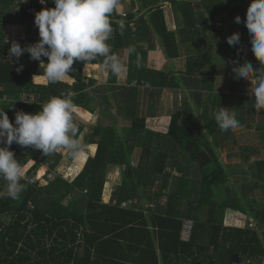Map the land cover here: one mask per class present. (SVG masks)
I'll use <instances>...</instances> for the list:
<instances>
[{"label": "trees", "instance_id": "trees-1", "mask_svg": "<svg viewBox=\"0 0 264 264\" xmlns=\"http://www.w3.org/2000/svg\"><path fill=\"white\" fill-rule=\"evenodd\" d=\"M246 1L125 2L126 15L118 11L113 13V33L108 43L112 52L119 56L122 50L135 47L137 52L130 54L127 62L128 81L149 82L147 92L153 97L167 87H190L198 81H194V76L199 71L210 75L203 85L199 81L195 83L198 87L195 94L201 105L204 93L199 89L203 86L212 90L211 78L215 74H228L229 69L233 70L234 61H239L240 65L250 62L249 54L242 50L245 45L242 38L236 46L217 42L218 46L228 48L227 52L234 53L231 63L226 64L224 57L218 54L215 65H211L215 54L210 52L216 44L214 40H219L214 37L215 31L221 28L216 21L234 9H241ZM161 2L164 3L161 5ZM168 5L173 6L176 21L181 24L179 40L188 51L185 72L161 69L150 58L151 51L157 48L155 36L160 39L161 47L165 46V57L179 54L176 32L168 28L166 20L164 7ZM201 6L204 10L198 9ZM45 7L54 8L53 0L46 5L40 0H27L26 3L0 0L2 55L8 56L11 44L15 42L7 39L8 25L34 27L32 10L39 12ZM121 22L124 24L122 35ZM34 38L28 39L27 43L38 42L39 32ZM145 41L149 44L147 48L138 47L139 42ZM137 54L141 57L140 68L136 65ZM42 59L48 63L46 57ZM103 59L100 57L93 64H103ZM20 65L23 70L17 72ZM84 66L85 62L76 61L64 81L50 83L44 76V66L31 60L28 53L14 61L0 59V111H6L13 123L18 111L35 114L52 97L68 92L73 93L76 106L92 113L99 110L104 117L89 139L93 145L89 150L91 153H94V144L98 145L96 155L89 157L82 171L72 180L60 174L53 181L44 178L32 183L22 179L26 190L19 199L13 200L6 194L7 182L0 178V193H4L0 196V264H263L264 199L258 202L250 195L264 187V160L253 165L254 180H249L252 178L242 170L245 181L237 186L233 179L237 173L233 163L243 156L227 147L226 162L220 157L226 152L221 150L223 131L215 121V113L223 107L216 103L219 97L214 100L211 91H207L201 117L197 105L187 99L164 124L165 132L153 133L148 117L139 114L138 87L130 83L118 85L115 83L118 76L110 71L112 83L103 88L116 90L106 98L97 97L90 88L96 84L95 80L89 77L86 82L83 76ZM255 67L261 68L260 65ZM32 94L36 95V102L30 99ZM5 95L7 98L3 99ZM237 99L241 108L247 107L249 113L255 114V98ZM112 105L116 110L111 109ZM236 110L235 105L234 112L237 113ZM79 112L87 118L90 116L87 111ZM121 117L131 124L120 127ZM240 117L246 122L244 115ZM74 122L80 136L83 125L77 120ZM244 126L251 128L254 125L248 120ZM137 147L142 148V156L141 162L134 165L132 155ZM9 150L30 176L44 164L50 171H58V165L68 152L60 149L46 156L42 150L15 142ZM110 164L123 166L124 174L112 200L104 202L102 193ZM229 209L239 212L242 217L254 218L257 228L250 226V220L243 226L225 224ZM188 220L193 222V227L189 239H184L183 230Z\"/></svg>", "mask_w": 264, "mask_h": 264}, {"label": "clouds", "instance_id": "clouds-1", "mask_svg": "<svg viewBox=\"0 0 264 264\" xmlns=\"http://www.w3.org/2000/svg\"><path fill=\"white\" fill-rule=\"evenodd\" d=\"M27 2V0H23ZM49 0H40L46 5ZM54 8H43L35 14V26L38 27V42L22 47L18 42H12L8 56L9 61L24 54H30L33 61H39L44 66V76L50 83L64 81L73 71L76 61L85 62V72L93 62L103 57L105 69L113 75L119 76L126 71V65L116 53L112 52L108 43L113 33V13L118 11L120 0H53ZM227 2V0H224ZM126 13V12H125ZM236 23H244L251 37L252 52L262 67L255 69L250 62L243 65L234 61V79H243L251 82V94L255 97L254 108L256 111L264 110V0H252L246 13V20L240 16L235 18ZM121 35L124 24L121 22ZM230 46L241 43L240 33H234L227 38ZM128 53L136 52L134 46L128 48ZM42 57L48 59L45 64ZM1 59V58H0ZM3 60V59H2ZM5 61V60H3ZM137 68L142 67L141 57L137 54ZM23 70V65L16 68L17 72ZM35 77V76H34ZM33 77V78H34ZM73 93L61 94L52 97L47 103L41 105V111L32 114L23 110L15 115V122L10 121L6 111H0V178L7 182V196L13 200L19 199L26 190L22 179L30 182L49 179L50 171L46 168L41 178L25 174V166L16 158L13 151L9 150L13 142L20 146H33L42 150L49 156L60 149L69 151L73 158L79 157L84 146L79 139V128L74 122V113L77 106L73 102ZM5 95L3 99H6ZM36 102V97L32 99ZM33 103V102H27ZM215 121L223 132L235 133L240 122L235 113L228 108L220 107L215 113ZM36 172V173H37ZM25 175H28L25 177ZM27 178H34V181ZM4 193H0V196ZM253 222V221H250ZM251 224V223H250ZM251 226V225H250Z\"/></svg>", "mask_w": 264, "mask_h": 264}, {"label": "rangeland", "instance_id": "rangeland-1", "mask_svg": "<svg viewBox=\"0 0 264 264\" xmlns=\"http://www.w3.org/2000/svg\"><path fill=\"white\" fill-rule=\"evenodd\" d=\"M127 3H137V0H120V5L118 9V13H121L124 15V13L127 11L126 4ZM252 0H247L245 5L241 9H234L232 12H230L228 15H226L224 18L217 20L216 23L220 24L221 28L215 31L214 37L219 40H214L216 43L214 48L210 52L214 55V59H216V55L220 54L224 57L228 63H231V61L234 59L233 54L227 52L229 49L224 48L225 46L220 45L218 46L217 42H227V38L231 36L234 33H240L241 38L245 41V45L242 47V50L249 54L250 61L253 62V67L256 69L255 65H260L261 63L257 60V58L254 56L252 52V46H251V37L249 34V31L246 27V25L242 23H236L235 18L237 16L241 17V20H246V13L249 5L251 4ZM162 5V4H161ZM165 8L166 12V20L168 24V28L172 31L176 32V38L177 41H179V54L178 56L171 57V55H168L167 57L164 56L163 51L164 47L161 48L160 45V39L155 36L154 41L157 46L156 50L151 51L150 58L155 61L156 65H158L161 69H169L171 65H177L178 67L184 69L187 65V48L180 42V34L179 30L181 28V24L176 21V13L174 11L173 6L168 5ZM199 10H204V8L198 7ZM35 14L34 10H32ZM38 27L30 26V25H16L15 27H12L11 25H8L7 27V39H12L15 42H18L20 45H23V43H27L28 39H33L34 37H37L38 35ZM217 32V33H216ZM156 33V32H154ZM218 33H221V36H219ZM157 35V34H155ZM210 35V34H209ZM35 39V38H34ZM206 41V40H205ZM33 44V43H30ZM27 45H29L27 43ZM138 47L143 45L145 48L149 45L147 41L145 42H139ZM202 45V44H201ZM205 45V44H203ZM208 47V45H205ZM203 48V46H201ZM220 47V49H218ZM217 48V50H216ZM160 49V50H158ZM128 49H124L121 52L120 58L126 62L130 61V54L127 51ZM216 50V52H214ZM227 50V51H226ZM137 52V50H136ZM25 56V53L22 54L19 58H23ZM92 73V72H91ZM91 73L86 71V75L90 76ZM129 76V67L126 66V71L122 72L118 76V85H130L138 87L140 91L138 92V103H140V111L139 114L142 116H147L150 125L152 127L153 133L158 132H165V126L164 124L167 123L169 117L174 113L176 108H180L184 105L183 100L185 99V92L184 88L181 87L179 89H172L171 87L164 88L160 95H154V97L148 94L147 90H150V84L148 82L144 83H136V79L133 81H128ZM220 76V75H219ZM120 77V80H119ZM219 78V77H217ZM234 78H232L231 73H228L227 75H223L217 80V89L213 92L215 93H223L224 96L232 97H246L249 98H255L251 94V82L245 81L242 84H237L234 86ZM235 80V79H234ZM236 81V80H235ZM106 83H96L94 86H91L90 88L93 89V93L97 97L106 98L107 94L111 95L112 92H114L116 89H109L108 91L103 88V85ZM33 97H36L35 94H32L30 96V99H33ZM228 99V98H226ZM153 101L154 108L151 114L150 110V103ZM233 102H225L224 107L228 108L230 112H234L235 105H236V112L235 116L237 120L240 122L239 129L233 133L231 131L229 132H223L220 135L221 142H222V152L227 150V147H231L232 152L242 153L243 158L240 161H235L233 164L235 165V169L237 173H234L233 179L236 181L237 186H241V184L245 181L242 179L243 174L242 170H245L247 172V176L249 180H254L252 171L254 170L255 162L264 160V110L256 111L255 114H251L248 112L247 107L241 108L242 104L237 103L236 99L232 100ZM95 102H93L94 104ZM228 103V104H227ZM110 104V103H109ZM77 110L74 113V120H77V122L81 123L83 125V131L81 135L79 136V139L81 140L84 149L77 158H73L69 151L66 153L65 158L61 161L60 165H58V171H54L51 174H49V179L47 181H53L56 179V177L60 174L62 177L67 178L68 180H72L74 177H76L84 168L87 160L89 157L95 156L98 150V145H95L94 153H91L90 147L93 146L89 143L90 137L94 133L95 127L98 125V123L102 120H104L103 115L100 113L99 110L96 112L90 113L89 118L87 116H83L80 112H85L80 107L77 106ZM116 106L112 105L111 109H115ZM80 113V114H79ZM246 119V122L249 120L251 122L252 126L251 128H248L245 125L246 122L243 120H240V116H243ZM252 115V116H250ZM199 116H202V112H199ZM131 124V121L121 117L119 120V126L124 127ZM212 140V138L210 139ZM1 145V144H0ZM230 150V149H228ZM226 154H220V157L224 162H226L224 155ZM141 156H142V148L137 147L135 148L133 155H132V162L134 165H138L141 162ZM240 165V166H238ZM254 165V166H253ZM240 167V168H238ZM124 167L119 165L110 164L106 170V181L104 184V190L102 193V197L104 202H110L112 198L114 197L115 191L118 189L120 184L123 180V174H124ZM46 168L42 167L40 171H38L35 175L36 179L41 178L42 174L45 173ZM28 175H25L27 177ZM39 181V180H38ZM44 183V182H43ZM250 197H255V200L260 202L264 199V187L259 188L255 191H253L250 195ZM69 200V199H68ZM68 200H65V202H68ZM225 224L227 225H237V226H243L246 222L252 223L253 227H256V220L252 217H242L239 212L233 211V210H227L226 216H225ZM188 238V236H186ZM264 264V262H263Z\"/></svg>", "mask_w": 264, "mask_h": 264}, {"label": "crops", "instance_id": "crops-1", "mask_svg": "<svg viewBox=\"0 0 264 264\" xmlns=\"http://www.w3.org/2000/svg\"><path fill=\"white\" fill-rule=\"evenodd\" d=\"M146 11L147 10L143 11L142 14L145 13ZM10 25L13 27L12 24H10ZM161 48H163V47H161ZM158 50H160V49H158ZM203 51H206V49H203ZM248 56H250V55H248ZM186 58H187V65H188V54H187V57ZM247 59L250 60V57H248ZM122 61L127 66V62L124 61V60H122ZM215 61H216V59H214V60L212 59L211 60V65H213V64L215 65ZM250 62H252V61H250ZM225 63L228 64V61H225ZM252 64H253V62H252ZM187 65H186V68L182 69V68L178 67L177 65H174L173 64V65H171V67H169V69L170 70H173L176 73H179L180 71H184L185 72L187 70V68H188ZM91 68L92 69H90V71H89L90 73L92 72L90 76L86 75L85 66L83 68V76L86 77V79H85L86 82H89L88 78L90 77V78H92V79L95 80V83H106V84L107 83H112V82L109 81V73H110V71L107 70V69H105L104 64H101V63H99V64H92ZM228 73H231L232 78H234L235 73L233 72V70L229 69V72ZM223 75H227V74L217 73V74H215V76H213V78H211V79H213V84H212L213 85L212 86L213 89L212 90H207L206 88H203V86L199 90H201L204 93L203 95L205 97H207V95H208L207 91H211L212 98L214 100H216L215 97L223 98V100H221V99L218 98L219 102L217 100L216 103H217L218 106H220L222 104L223 107H224V103L225 102H228L229 103V102H233L232 100H235L236 99V101H237L238 99H237V97H234V95L232 97H228V96H224L223 93H215V92H213V91H215L217 89L216 88L217 87V80H219V78L221 76L223 77ZM217 77H219V78H217ZM209 78H210V75L203 74V71L202 72L199 71V73L194 76V81H195V79H198L199 83H202V85H203V83L205 82L204 80H206V82H207V80ZM119 80H120V77H119ZM235 80L233 79V81L235 82L234 83V86L237 85V84L244 83V80L243 79H242V82H241V80H238V79H235ZM198 81L193 82V85L191 84L190 87H183L185 89L184 90V92H185V99L183 100V103H185V101L188 99L189 101L195 103L197 105V108L199 109V111H201L203 113L204 104H205V97L204 96H201V98H203V99L200 100L201 105H198L199 102L197 101V97H196V94H195L197 92V90H198L197 89L198 87L196 86L197 84H195V83H198ZM115 83H119V81H117ZM136 83H137V79H136ZM121 86H125V85H121ZM172 89H179V88H172ZM238 97H240V96H238ZM226 98H228V99H226ZM237 103H238V101H237ZM80 108L82 110H84V111H87L89 113H92V112L88 111L87 109H85L83 107H80Z\"/></svg>", "mask_w": 264, "mask_h": 264}, {"label": "built area", "instance_id": "built-area-1", "mask_svg": "<svg viewBox=\"0 0 264 264\" xmlns=\"http://www.w3.org/2000/svg\"><path fill=\"white\" fill-rule=\"evenodd\" d=\"M124 15H126V13H124ZM27 179H31V181H34V178H27ZM250 225L252 226V223ZM184 227L185 228L183 230V238L189 239L193 227V222L191 220L186 221ZM186 236H188V238Z\"/></svg>", "mask_w": 264, "mask_h": 264}, {"label": "water", "instance_id": "water-1", "mask_svg": "<svg viewBox=\"0 0 264 264\" xmlns=\"http://www.w3.org/2000/svg\"><path fill=\"white\" fill-rule=\"evenodd\" d=\"M164 2H161V4H163ZM23 46L24 47H26L27 46V43H23ZM10 52V51H9ZM0 58L1 59H3V60H5V61H9V60H11L13 57H10V55H9V57H4L1 53H0ZM43 60V59H42ZM45 64H47L46 62H44Z\"/></svg>", "mask_w": 264, "mask_h": 264}]
</instances>
